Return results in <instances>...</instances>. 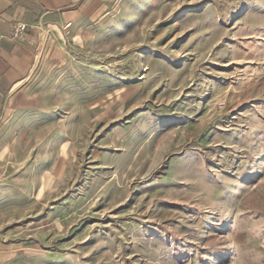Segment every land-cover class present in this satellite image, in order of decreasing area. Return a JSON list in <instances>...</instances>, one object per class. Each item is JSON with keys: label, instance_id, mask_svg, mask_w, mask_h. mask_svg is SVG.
I'll return each mask as SVG.
<instances>
[{"label": "rangeland", "instance_id": "374dc122", "mask_svg": "<svg viewBox=\"0 0 264 264\" xmlns=\"http://www.w3.org/2000/svg\"><path fill=\"white\" fill-rule=\"evenodd\" d=\"M76 9L0 161V264H264V0Z\"/></svg>", "mask_w": 264, "mask_h": 264}, {"label": "crops", "instance_id": "0c3cea01", "mask_svg": "<svg viewBox=\"0 0 264 264\" xmlns=\"http://www.w3.org/2000/svg\"><path fill=\"white\" fill-rule=\"evenodd\" d=\"M83 0H0V161L9 150L12 136L44 118L50 94V64L43 59L41 29L79 20L76 7ZM32 28L20 39L11 38L16 23ZM40 101L38 105L37 102Z\"/></svg>", "mask_w": 264, "mask_h": 264}, {"label": "built area", "instance_id": "2783aa9c", "mask_svg": "<svg viewBox=\"0 0 264 264\" xmlns=\"http://www.w3.org/2000/svg\"><path fill=\"white\" fill-rule=\"evenodd\" d=\"M30 29V25L25 22H19L14 25L11 31V38L20 39L22 38ZM6 34L0 31V44L6 38Z\"/></svg>", "mask_w": 264, "mask_h": 264}]
</instances>
